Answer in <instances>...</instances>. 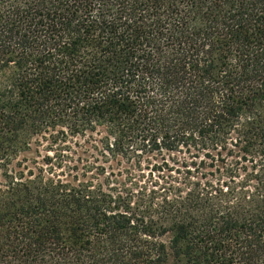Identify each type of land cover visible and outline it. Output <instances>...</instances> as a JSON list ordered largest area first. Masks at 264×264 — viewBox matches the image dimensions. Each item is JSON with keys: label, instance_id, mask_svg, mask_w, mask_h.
Masks as SVG:
<instances>
[{"label": "trees", "instance_id": "16d2710c", "mask_svg": "<svg viewBox=\"0 0 264 264\" xmlns=\"http://www.w3.org/2000/svg\"><path fill=\"white\" fill-rule=\"evenodd\" d=\"M0 264H264V0H0Z\"/></svg>", "mask_w": 264, "mask_h": 264}, {"label": "rangeland", "instance_id": "374dc122", "mask_svg": "<svg viewBox=\"0 0 264 264\" xmlns=\"http://www.w3.org/2000/svg\"><path fill=\"white\" fill-rule=\"evenodd\" d=\"M73 141H77L82 146L81 152L83 150L88 152L84 156L78 154L81 158L94 153L84 143L83 139L76 138ZM50 148H52V145L47 141L46 136L36 137L32 140L30 149L20 153L14 164L18 163L21 166L34 170L35 167L44 166L43 158H48L54 171L56 173L62 172L63 166L68 164L63 163V160L66 159L63 156H66L65 154L67 153H64L58 147ZM78 156H72V159L76 160ZM179 157V155H171V157L165 155L164 159H162L158 156H144L142 159L131 161L118 158L108 163L101 162V165L107 167V172H113L112 182L117 183L119 188H127L135 192V196H137L140 193L149 194L150 191L159 192L161 188H168L169 185H172L175 178L179 179L180 176L175 172L178 169L175 162L179 160ZM57 167H62V169H58Z\"/></svg>", "mask_w": 264, "mask_h": 264}]
</instances>
